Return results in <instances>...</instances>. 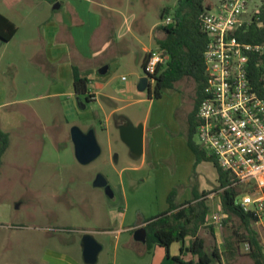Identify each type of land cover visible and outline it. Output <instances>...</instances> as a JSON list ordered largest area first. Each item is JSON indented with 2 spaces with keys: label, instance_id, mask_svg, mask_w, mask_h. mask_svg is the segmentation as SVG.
<instances>
[{
  "label": "rangeland",
  "instance_id": "obj_1",
  "mask_svg": "<svg viewBox=\"0 0 264 264\" xmlns=\"http://www.w3.org/2000/svg\"><path fill=\"white\" fill-rule=\"evenodd\" d=\"M92 1L90 10L103 15L106 33L97 60L109 69L95 73L88 85L97 92L96 99L87 102L77 96L83 108L69 94L48 95L68 92L72 86L68 80L56 81L41 64V23L53 15L54 3L0 0V13L17 29L9 42L0 40V87L5 90L0 131L8 133V146L0 157V264H86L80 246L85 232L102 244L93 264L149 260L151 256L139 254L142 244L133 240L132 228L162 214L173 189L176 204L206 193L207 223L215 226L213 232L202 227L199 235L209 250L217 246L221 264H254L247 243L236 242L232 233L244 231L239 218L230 215L221 225L209 218L222 212L221 183L213 160H197L187 144L195 82L183 78L159 98L149 89H137L145 75L143 47H158V34L163 35L160 13L178 0ZM215 2L205 0L208 6ZM259 4L253 0L250 6ZM59 73L64 76L62 65ZM125 119L144 125L140 157L120 139L118 125ZM73 125L84 131L92 128L100 145L99 156L87 164L75 158ZM192 141L199 145L196 133ZM97 174L106 179L112 196L93 186ZM224 238L236 246L234 255L226 251ZM179 244L174 242L170 252L178 253Z\"/></svg>",
  "mask_w": 264,
  "mask_h": 264
},
{
  "label": "built area",
  "instance_id": "obj_2",
  "mask_svg": "<svg viewBox=\"0 0 264 264\" xmlns=\"http://www.w3.org/2000/svg\"><path fill=\"white\" fill-rule=\"evenodd\" d=\"M252 1L216 0L199 14L207 42L195 133L199 146L231 174L234 204L252 216L264 245V96L254 88L250 72L251 67L258 70L264 90V41H243L237 35L252 23L262 25L258 13L264 0L250 6ZM170 21L166 17L162 24ZM146 57L143 70L152 87L157 65L169 56L157 47ZM209 218L221 225L223 213L213 212Z\"/></svg>",
  "mask_w": 264,
  "mask_h": 264
},
{
  "label": "trees",
  "instance_id": "obj_3",
  "mask_svg": "<svg viewBox=\"0 0 264 264\" xmlns=\"http://www.w3.org/2000/svg\"><path fill=\"white\" fill-rule=\"evenodd\" d=\"M55 3L57 0H49ZM208 7L205 0H178L174 7H164L160 13V18L170 17L171 21L162 24L160 29L164 32V37L157 40L158 47L164 50L169 59L160 63L156 67L153 75L154 84L150 95L159 98L164 90L173 88L174 84L183 78H191L195 82V96L193 98V107L187 116V144L195 154L197 160L212 159L217 167L219 180L221 183L219 190V202L222 213L226 217L222 219L226 223L230 215L239 218L244 231L239 233L233 230L236 237L235 241H244L248 245V255L252 258L254 264H264V246L254 221L249 213L243 212L234 204V195L236 188L230 186L231 176L223 171L217 164L215 158L206 153L199 145L192 141V135L195 133L197 121L196 111L198 104L203 95L205 84V63L203 52L207 42L206 34L199 26V14ZM261 26L255 23L247 27L246 32L238 33V38L243 41L262 42L264 41V4L261 5L258 13ZM16 32L15 24L5 15L0 13V40L6 42L12 38ZM147 53L142 60V67L146 60ZM254 88L259 94L264 96V90L260 88V78L258 70L251 67ZM89 80L87 77L80 75L73 67V91L76 96H83L88 101H93V94L88 91ZM151 97V96H150ZM8 146V133L0 131V157ZM176 191L173 189L168 196V208L160 215L145 220L146 229L145 243L150 246L158 244L166 250L171 264H221V255L214 246L208 249L203 237L199 235L202 227L209 228L212 232L213 224L207 223L209 206L205 203V194L203 198L195 197L176 204L174 202ZM189 238V243L185 247L184 240ZM173 242H181L179 254L169 256L168 248ZM226 251L234 255L236 246H233L231 239H223ZM186 253L191 254L192 259L185 260L182 256Z\"/></svg>",
  "mask_w": 264,
  "mask_h": 264
},
{
  "label": "crops",
  "instance_id": "obj_4",
  "mask_svg": "<svg viewBox=\"0 0 264 264\" xmlns=\"http://www.w3.org/2000/svg\"><path fill=\"white\" fill-rule=\"evenodd\" d=\"M64 1L65 0H57L56 2L59 3L58 8H53V15H50L51 17L41 23V25L43 24L41 41L44 43L41 64L43 67H46L49 72L52 71L56 81L68 80L72 84L71 90L68 92L54 90L49 92L48 95L57 96L59 94H69L75 97L77 104L84 108V104H82L80 100L78 101L79 98H77L73 91V67L77 69L80 75L88 78V85H92L95 79V73H99V69L102 67L97 58L105 46L104 43L106 39V33L102 32L103 15L97 10H93V12L90 10V4L93 3L92 0H70L71 2L68 6L63 5ZM163 37L164 32L163 35L159 33L156 41ZM151 49L153 48L143 47L144 55ZM61 65L63 67L64 76L60 78L62 74L59 73V66ZM104 65L107 67V72L109 66L107 64ZM88 91L93 94L96 99L97 92L90 88ZM4 92L5 90L0 87V98L4 95ZM113 111L114 109L110 110V113ZM142 225L144 224L134 225L132 230L134 231L135 228ZM133 240L136 241L134 238ZM136 242L142 244V249L139 254L146 257L147 255L151 256L149 260H142L137 264H171L170 258L167 256L163 246L158 244L148 246L145 242ZM188 243L189 238H186L184 240V246L186 247ZM172 244L168 248L169 256L178 255L181 242L178 245V253L170 252ZM114 247H116V245ZM182 258L189 260L195 257L186 253Z\"/></svg>",
  "mask_w": 264,
  "mask_h": 264
},
{
  "label": "water",
  "instance_id": "obj_5",
  "mask_svg": "<svg viewBox=\"0 0 264 264\" xmlns=\"http://www.w3.org/2000/svg\"><path fill=\"white\" fill-rule=\"evenodd\" d=\"M59 3L56 2L53 8H58ZM106 66L99 69L100 74L106 72ZM137 89L145 91L149 89L148 77L143 75L139 78ZM120 139L126 144L130 153L135 157H140L143 154V138H144V125L142 122L134 124L128 119L118 125ZM70 137L73 143L74 155L78 162L87 164L99 156L101 152L100 145L96 139L94 130L89 128L82 130L77 125L70 128ZM93 186L102 187L107 195L112 196L110 186L106 179L97 174L93 180ZM133 238L136 241L145 242L146 229L144 225L134 229ZM80 246L82 250V259L86 264H93L97 261L98 253L102 245L96 240L90 232H85L81 236Z\"/></svg>",
  "mask_w": 264,
  "mask_h": 264
},
{
  "label": "flooded vegetation",
  "instance_id": "obj_6",
  "mask_svg": "<svg viewBox=\"0 0 264 264\" xmlns=\"http://www.w3.org/2000/svg\"><path fill=\"white\" fill-rule=\"evenodd\" d=\"M149 90H152V87L149 86ZM121 123H123V122H121Z\"/></svg>",
  "mask_w": 264,
  "mask_h": 264
}]
</instances>
